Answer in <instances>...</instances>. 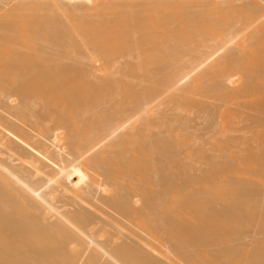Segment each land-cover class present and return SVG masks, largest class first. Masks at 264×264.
<instances>
[{"label": "bare ground", "instance_id": "bare-ground-1", "mask_svg": "<svg viewBox=\"0 0 264 264\" xmlns=\"http://www.w3.org/2000/svg\"><path fill=\"white\" fill-rule=\"evenodd\" d=\"M262 160L264 0H0V264H264Z\"/></svg>", "mask_w": 264, "mask_h": 264}, {"label": "rangeland", "instance_id": "rangeland-1", "mask_svg": "<svg viewBox=\"0 0 264 264\" xmlns=\"http://www.w3.org/2000/svg\"><path fill=\"white\" fill-rule=\"evenodd\" d=\"M259 166H260V171H259V173H255V174H245V175H241V176H238V177H236L235 178V180H236V184H237V191H239L240 192V194H241V197L243 198H241L242 200H243V202H242V200H241V206L243 207V208H245V210H241V211H245L246 212V214L248 213L247 211H249L250 212V214H251V212H252V214H255V219H256V222H257V219L258 220H261V219H263L264 220V207H263V205H262V207H260V203H264V199H263V197H264V160H262V161H260L259 162ZM252 182H253V184H252ZM257 184V185H256ZM258 184H259V186H258ZM255 185V186H254ZM239 186V187H238ZM240 188V189H239ZM253 188H254V190H253ZM255 189H257V190H255ZM251 190H252V193H251ZM260 190V191H259ZM262 191V192H261ZM250 193H251V195H250ZM255 193V194H254ZM257 193V194H256ZM253 194V195H252ZM260 194H261V196H260ZM248 195V196H247ZM256 196H259V197H256ZM247 197H249V201H248V198ZM261 197V198H260ZM252 198V199H251ZM253 198H256V199H253ZM246 199V200H245ZM250 200H251V202H250ZM254 200H256V201H254ZM258 200V201H257ZM262 200V202H260ZM245 201V202H244ZM254 201V202H253ZM253 202V203H252ZM246 203V204H245ZM250 203V204H249ZM257 203V204H256ZM260 205H259V204ZM255 205H259V207L261 208V211H260V214H262L261 216H258L257 214H259V211L258 210H260V208H258L257 206H255ZM248 206V207H247ZM250 206V207H249ZM251 206H254L253 208H251ZM247 208V209H246ZM249 208V209H248ZM256 208V209H255ZM241 209V207H239V210ZM251 209H253V211H251ZM258 212H257V211ZM255 212V213H254ZM254 224H256L254 221H252ZM251 222V223H252ZM261 224L262 223H260V224H257L256 226H261ZM255 226V227H256ZM256 227L255 228V230L258 228V230L259 231H263L264 232V226H261V227ZM254 227V226H253ZM263 232H261V234L263 235L264 233Z\"/></svg>", "mask_w": 264, "mask_h": 264}]
</instances>
